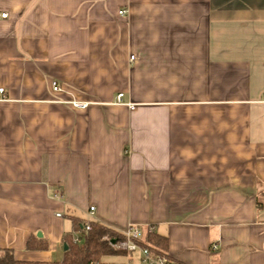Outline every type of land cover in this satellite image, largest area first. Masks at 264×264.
Segmentation results:
<instances>
[{
    "label": "crops",
    "instance_id": "crops-1",
    "mask_svg": "<svg viewBox=\"0 0 264 264\" xmlns=\"http://www.w3.org/2000/svg\"><path fill=\"white\" fill-rule=\"evenodd\" d=\"M0 12V248L62 261L97 221L167 236L171 264H264V0Z\"/></svg>",
    "mask_w": 264,
    "mask_h": 264
},
{
    "label": "trees",
    "instance_id": "trees-1",
    "mask_svg": "<svg viewBox=\"0 0 264 264\" xmlns=\"http://www.w3.org/2000/svg\"><path fill=\"white\" fill-rule=\"evenodd\" d=\"M257 206L264 207V187L257 193ZM90 229H86L85 222H76V230L81 241L75 242L66 237L68 249L62 261H28L20 260L15 255L13 248H0V264H129L118 262H106V256L128 255L130 252L113 246L126 238L124 232L117 231L97 221H90ZM142 235L137 241L141 248H146L152 257L166 258L167 263H172L168 255L169 240L151 227L142 228ZM29 249L45 248L46 244L38 245L29 241ZM143 259V258H142Z\"/></svg>",
    "mask_w": 264,
    "mask_h": 264
},
{
    "label": "built area",
    "instance_id": "built-area-1",
    "mask_svg": "<svg viewBox=\"0 0 264 264\" xmlns=\"http://www.w3.org/2000/svg\"><path fill=\"white\" fill-rule=\"evenodd\" d=\"M126 10H120V13H125ZM8 12H0V19L8 17ZM132 59H134V56H131ZM51 86L53 90L58 91L61 89L60 84L56 81L53 80L51 82ZM4 95V88H0V97L2 98ZM123 93H119L117 96V102L121 103L122 98H123ZM73 106L78 107V108H85L88 106L87 102H80V101H72L71 102ZM95 210V206H91L90 212L93 214ZM57 216H62L63 214L61 212H58L56 214ZM90 222L86 223V229H90ZM126 238L124 240H121L117 243H113V246L118 249H123L127 251H137L140 250L143 254V262L147 264H168L166 258H161V257H152L148 250L146 248H141L138 244V240L142 235V230L138 226H131L127 231L124 232ZM74 241L75 242H80L81 238L79 236H74ZM214 248H217V245H214Z\"/></svg>",
    "mask_w": 264,
    "mask_h": 264
},
{
    "label": "rangeland",
    "instance_id": "rangeland-1",
    "mask_svg": "<svg viewBox=\"0 0 264 264\" xmlns=\"http://www.w3.org/2000/svg\"><path fill=\"white\" fill-rule=\"evenodd\" d=\"M125 255H113V256H106L103 258L104 261L106 262H117L119 263L120 259H123ZM127 263V261H125Z\"/></svg>",
    "mask_w": 264,
    "mask_h": 264
},
{
    "label": "water",
    "instance_id": "water-1",
    "mask_svg": "<svg viewBox=\"0 0 264 264\" xmlns=\"http://www.w3.org/2000/svg\"><path fill=\"white\" fill-rule=\"evenodd\" d=\"M39 234H41V233H39ZM113 243L115 242V241H112ZM65 249H68V246H67V244L65 245Z\"/></svg>",
    "mask_w": 264,
    "mask_h": 264
}]
</instances>
